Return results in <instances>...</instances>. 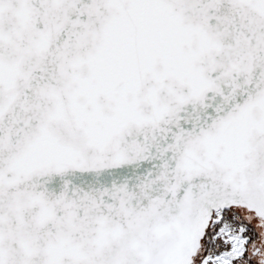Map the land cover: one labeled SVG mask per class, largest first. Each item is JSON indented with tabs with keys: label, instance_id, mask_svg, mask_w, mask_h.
Masks as SVG:
<instances>
[{
	"label": "snow or ice",
	"instance_id": "snow-or-ice-1",
	"mask_svg": "<svg viewBox=\"0 0 264 264\" xmlns=\"http://www.w3.org/2000/svg\"><path fill=\"white\" fill-rule=\"evenodd\" d=\"M0 264H264V0H0Z\"/></svg>",
	"mask_w": 264,
	"mask_h": 264
}]
</instances>
